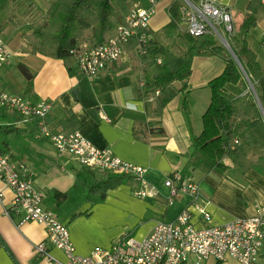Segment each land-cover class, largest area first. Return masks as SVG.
<instances>
[{
    "label": "crops",
    "instance_id": "1",
    "mask_svg": "<svg viewBox=\"0 0 264 264\" xmlns=\"http://www.w3.org/2000/svg\"><path fill=\"white\" fill-rule=\"evenodd\" d=\"M173 1L156 0V12L148 22L151 31L157 32L169 21L168 8ZM242 2L222 0L220 4L230 10L234 20V9L240 3L244 8ZM130 3L135 8L149 7L147 0H130ZM244 5L247 14L246 3ZM255 18L256 24L249 30L247 43L256 53L259 65L264 66V6L257 10ZM259 28L261 33L254 46L250 36L257 33ZM27 31L28 23L24 21L20 27L8 29L3 35L13 55L11 63L1 69V86L33 102L49 100L50 110L45 122L48 121L50 129L72 113L77 122L74 130L95 146L110 149L121 159L143 167L145 179L158 190L155 197H137L134 192L138 184L130 179L127 183L107 190L104 199L92 206L84 202L79 210L88 214L72 220L69 216L59 218L67 225L78 254H89L96 247H109L118 235L126 232L139 239L150 233L157 220H174L188 204L195 225L203 226L205 223L201 215L190 203V195H180L171 204L168 203V189L164 186V179L172 170H178L187 179L198 183L201 192L198 204L205 205L211 218L210 224L220 225L235 218L249 217L254 214L255 204L264 206V162L261 163V170L234 172L232 170L236 167L225 159L226 169L215 167L222 171V175L213 171V174L221 177H211L212 173L202 177L197 173L202 158L193 153L192 139L202 130L201 116L210 101L208 82L222 72L224 60L229 58L226 53L219 50L195 56L186 91L177 94L162 110L160 122L164 132L138 140L134 138L133 132L153 118L150 96L139 84L140 77L143 75L145 81L148 75L143 70L131 69L132 60L127 51L123 58L95 78H88L78 72L71 75L61 59L22 53L20 47L24 40L21 35ZM9 32L19 36L20 41L16 46L8 44ZM19 64L30 75L29 90L28 81L18 67ZM74 89H77L76 97L73 95ZM184 102L187 103V112L183 108ZM41 142L49 141L45 139ZM191 146L193 150L189 153ZM36 147L33 157L25 159V162L47 207L45 202L51 199L48 191H67V182L71 188L75 180L74 170L79 168L72 166L76 160L70 156H57L46 145ZM195 155L200 157L198 161H192ZM54 168H57L58 175L53 174ZM12 199V191L0 180V264H49L34 255V245L40 242L46 244L53 256L63 259L62 252L47 240L43 225L31 221L19 223L23 215L21 211L12 214V219L3 213ZM227 263L238 264L233 259L223 264ZM205 264L215 262L209 260ZM256 264H264V243Z\"/></svg>",
    "mask_w": 264,
    "mask_h": 264
},
{
    "label": "trees",
    "instance_id": "2",
    "mask_svg": "<svg viewBox=\"0 0 264 264\" xmlns=\"http://www.w3.org/2000/svg\"><path fill=\"white\" fill-rule=\"evenodd\" d=\"M45 10L37 9L35 0H0V35L10 28H18L22 21L17 17L18 4L25 3L23 13L29 31L22 33L24 44L20 51L64 61L69 74L77 73L75 59L70 53L81 44L96 46L112 38L131 8L130 0H41ZM260 0H248L247 14L239 25L240 44L232 51L237 62L229 57L224 60L220 74L208 82L209 104L201 116L202 130L193 137L195 154L212 166L226 169L224 160L242 171L261 170L264 162V66H260L256 53L247 43L249 30L255 26V13L261 7ZM169 21L157 32L141 29L148 36V50L137 54V39L132 37L125 50L132 60L131 69L143 70L148 75L143 87L151 100L152 119L133 132L135 139L142 140L150 134L164 132L160 116L164 106L177 94L185 92L192 72V60L197 55L216 53V39L212 35L192 36L184 31L180 1H173L168 8ZM234 37V35H232ZM219 46V45H218ZM160 63H157V60ZM22 74L28 81L30 75L21 64ZM246 77L254 93L248 87ZM158 90L156 94L155 91ZM187 112V103H183ZM48 124V121L45 122ZM77 122L72 113L63 122L51 127L53 132L69 133ZM7 136L41 142L40 121L37 117L24 118L18 112L0 108V152L9 154ZM237 138L239 145L233 144ZM73 186L65 192L50 189L51 199L46 206L58 218L88 214L79 207L87 202L91 206L104 199L106 191L130 181V176L109 172L95 173L86 167L74 170ZM215 264H223L216 262Z\"/></svg>",
    "mask_w": 264,
    "mask_h": 264
},
{
    "label": "built area",
    "instance_id": "3",
    "mask_svg": "<svg viewBox=\"0 0 264 264\" xmlns=\"http://www.w3.org/2000/svg\"><path fill=\"white\" fill-rule=\"evenodd\" d=\"M147 1L149 7L146 9H129L108 42L96 46L83 43L70 51L78 73L88 78L100 75L126 55L125 44L132 37L137 39V54L146 53L148 36L140 30L148 28L149 19L156 12V0ZM179 1L181 27L185 32L192 36L212 35L221 46L231 50L229 38L233 35L234 23L227 7L213 0ZM260 3L264 6V0H260ZM12 55L4 37L0 35V108L16 111L25 119L37 117L41 136L52 144L57 156H70L90 170L128 175L138 184L135 194L142 198L157 195L158 190L145 179L143 167L121 159L110 149L95 146L77 130L53 132L45 123L50 110L49 100L33 102L6 91L1 86V69L11 63ZM157 63H160L159 59ZM246 80L252 88L247 77ZM139 84H144L143 75ZM101 116L104 117L103 114ZM233 144L239 145L240 141L235 138ZM0 180L13 193V199L3 213L12 219V214L21 211L23 215L19 223L31 221L43 225L49 243L62 252L63 259H59L49 252L44 242L35 244L34 255L49 264H205L209 260L224 263L228 259L238 264H256L264 243L263 205L255 204L254 214L249 217L235 218L220 225L210 224L211 218L205 205L198 204L201 199L198 183L187 179L180 171L172 170L164 179L168 203L171 204L180 195H190V203L201 215L205 223L203 226L195 225L188 204L174 220H157L150 233L139 239L122 234L109 247H96L89 254H78L67 225L45 207L44 196L35 187L25 160L14 159L0 152Z\"/></svg>",
    "mask_w": 264,
    "mask_h": 264
},
{
    "label": "rangeland",
    "instance_id": "4",
    "mask_svg": "<svg viewBox=\"0 0 264 264\" xmlns=\"http://www.w3.org/2000/svg\"><path fill=\"white\" fill-rule=\"evenodd\" d=\"M177 1H179V0H177ZM213 1L215 3H217V4H220V2H222V0H213ZM241 1H243L242 3H243V6L245 8V5L244 4L246 3V5H247L248 0H241ZM35 2H36L37 9L45 10V3H43L41 0H35ZM236 6L237 7H236V9H234V12H233L234 13L233 15H235V18L233 20V23H234V32H233V35H234V37H230L229 38V42L231 43L230 46L231 47L233 46L234 48H236L240 44L239 25H240V23H241V21L243 19V16L245 15V9L242 7V4L240 3L239 5H236ZM25 8H26V4L25 3H19L18 4V11H17V14L16 15L22 21V24H24V21L27 20V18H24V16H23V13L25 11ZM10 29H13V28H10ZM260 33H261V30L259 28V30L257 31V33L255 32L253 35L251 34V36H250V40H252V44L254 46L256 45V41H258V39H259L258 34H260ZM247 37H248V35H247ZM19 41H20V38H19L18 35H16V34L14 35L13 32H9V37H8V44L9 45L16 46L19 43ZM216 44H217L216 47H217L218 51L220 50L221 52L226 53V55H228L229 57H232V52H231L230 49H225L223 46L220 45V43H219L218 40H216ZM257 44L259 45V43H257ZM247 83H248V81H247ZM248 87H249V83H248ZM254 97H255V95H254ZM6 140H8V143L10 145V152L13 155H15L16 158L23 159V160H25V159L28 160V159H30V157H33L34 150H36V148H37L36 146L37 145H40V144L41 145H46L47 146V149H49L51 152H53V150H54V148H53L52 144H50V142H37V141L29 140V139H22V138H19L18 136H16V137L7 136ZM199 159H200V157L198 155H195V156L192 157V161H198ZM72 166L74 168H79V169L81 167H83L77 161H75V163H73ZM197 169H198V172L197 173L198 174H201L202 177L204 175L208 174V173H212L211 177H214V176L215 177L218 176L217 178L221 177L220 175L213 174V171H215L218 174H221L222 175V171L218 170L215 167H212L210 165V163L207 160H205V159H202V161H201L200 165L197 167ZM190 170H192V169H190ZM232 171H234V172L235 171L236 172H241V170L240 169H237V168L236 169L233 168ZM232 171H231V173H233ZM97 172H99V171H97ZM53 174H57V175L59 174L58 171H57V168L56 169L55 168L53 169ZM68 175H71V174L68 173ZM194 176H196V173H195ZM202 177H197V178L199 179V178H202ZM68 184L69 183L67 182V185H66V188H68L67 191L70 189L68 187ZM73 184L74 183H72V186H73ZM134 194H135V192H134ZM137 197H140V196H137ZM140 198H142V197H140ZM126 233H128V232H126ZM126 233H123V234H126ZM119 237H120V235H118V237L115 239V241L117 239H119Z\"/></svg>",
    "mask_w": 264,
    "mask_h": 264
},
{
    "label": "water",
    "instance_id": "5",
    "mask_svg": "<svg viewBox=\"0 0 264 264\" xmlns=\"http://www.w3.org/2000/svg\"><path fill=\"white\" fill-rule=\"evenodd\" d=\"M231 52H232V58L237 62V64L239 65V67L243 70L241 64L239 63V61H238L236 55L234 54V52L232 51V49H231ZM249 88L251 89L252 93H254L253 87L251 88L250 85H249ZM73 95L76 97V95H77V89H74V91H73ZM257 103H258V105H259V107H260V109H261L262 116H263V118H264V112H263V110H262V108H261L260 103H259L258 100H257ZM192 150H193V146H191V147L189 148L188 152L190 153V152H192Z\"/></svg>",
    "mask_w": 264,
    "mask_h": 264
}]
</instances>
